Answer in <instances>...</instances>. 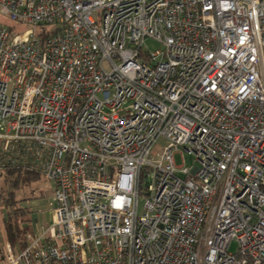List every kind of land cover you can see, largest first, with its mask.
Wrapping results in <instances>:
<instances>
[{"label": "built area", "instance_id": "built-area-1", "mask_svg": "<svg viewBox=\"0 0 264 264\" xmlns=\"http://www.w3.org/2000/svg\"><path fill=\"white\" fill-rule=\"evenodd\" d=\"M0 15V169L38 171L55 199L0 264H264V0H0Z\"/></svg>", "mask_w": 264, "mask_h": 264}, {"label": "rangeland", "instance_id": "rangeland-1", "mask_svg": "<svg viewBox=\"0 0 264 264\" xmlns=\"http://www.w3.org/2000/svg\"><path fill=\"white\" fill-rule=\"evenodd\" d=\"M0 24L9 25L11 22L7 17L0 15ZM28 28L29 25L27 24H17L15 31L22 33ZM141 47L143 51H155L160 49L162 45L151 38H146ZM165 145L166 141L159 138L152 150L155 153H159ZM151 158L152 160H156L157 156L152 154ZM174 163L176 166L191 167L195 162L192 156L182 151L174 154ZM53 187V181L45 179L41 174L32 173L28 180L22 182L15 189L14 201L8 202V204L4 201L5 189L8 188V185L5 182L3 174L0 172V242L7 240L4 228L6 212L12 215L14 222L18 224L21 231L25 229V233L23 234V239L25 240L28 233L34 232L37 234L51 222L52 210L55 206ZM143 200L142 196L138 198L139 212L142 210ZM17 246L18 244L15 247L17 248ZM234 248L235 243H232L230 249L234 250Z\"/></svg>", "mask_w": 264, "mask_h": 264}, {"label": "trees", "instance_id": "trees-1", "mask_svg": "<svg viewBox=\"0 0 264 264\" xmlns=\"http://www.w3.org/2000/svg\"><path fill=\"white\" fill-rule=\"evenodd\" d=\"M0 172L3 174L5 182L8 185V188L5 189L4 196V201L7 203L14 201L15 189H17L22 182L28 180L32 173L39 174L38 171L28 170L20 166L4 167L0 169ZM4 228L7 237V240H5L6 242L11 244L14 248H16V244H18L17 248L25 247L26 240L23 239L25 229L22 231L19 229L18 224L14 222L12 215L9 212H6L4 217Z\"/></svg>", "mask_w": 264, "mask_h": 264}]
</instances>
